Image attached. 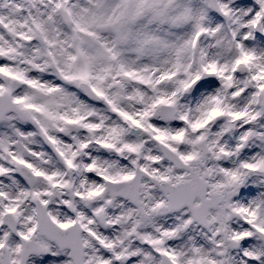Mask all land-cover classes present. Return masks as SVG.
<instances>
[{"label":"snow or ice","instance_id":"6c2138e0","mask_svg":"<svg viewBox=\"0 0 264 264\" xmlns=\"http://www.w3.org/2000/svg\"><path fill=\"white\" fill-rule=\"evenodd\" d=\"M0 264H264V0H0Z\"/></svg>","mask_w":264,"mask_h":264}]
</instances>
